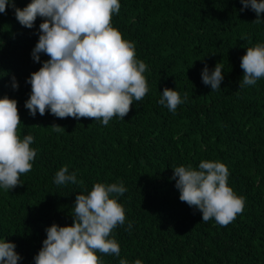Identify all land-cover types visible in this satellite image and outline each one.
Returning <instances> with one entry per match:
<instances>
[{"label":"trees","instance_id":"1","mask_svg":"<svg viewBox=\"0 0 264 264\" xmlns=\"http://www.w3.org/2000/svg\"><path fill=\"white\" fill-rule=\"evenodd\" d=\"M14 3L23 9L31 0ZM119 3L111 24L146 64L148 92L133 99L124 120L114 116L107 126L92 118H57L49 110L29 114L26 81L49 59L31 56L42 19L29 29L11 5L0 13V98L17 101V134L21 140L31 135L37 153L31 171L20 175L22 186L0 187V241L16 245L18 264H35L45 229L73 223L77 194H88L96 183L123 182L127 191L110 195L125 210L124 224L110 236L120 255L97 253L103 264H264V77L239 88L241 58L248 47L264 44V22H254L250 7L241 11L240 0ZM217 63L224 79L212 91L201 73ZM165 87L184 100L174 113L159 103ZM54 124L65 131H54ZM201 161L225 164L228 186L245 198L243 212L226 226L214 218L203 222L199 210L180 201L171 179L174 168L199 170ZM64 166L76 173V184L54 183Z\"/></svg>","mask_w":264,"mask_h":264},{"label":"clouds","instance_id":"2","mask_svg":"<svg viewBox=\"0 0 264 264\" xmlns=\"http://www.w3.org/2000/svg\"><path fill=\"white\" fill-rule=\"evenodd\" d=\"M240 2L241 11L250 7L256 13L255 23L264 22L260 19L264 0ZM6 5L15 9L16 19L26 28H33L37 17L42 19L31 56L34 62H40L42 53L49 59L26 81L31 93L25 108L32 117L37 112L43 116L49 110L57 118H92L107 126L114 116L124 120L133 99L140 101L147 94L143 75L146 64L136 59L134 42L123 39L111 24L113 14L119 13V0H31L23 9L16 8L14 0H0V13L6 11ZM240 67L241 89L264 77V44L248 47ZM201 77L212 91L220 89L224 79L222 65L217 63L211 71L205 65ZM12 88L18 89L14 76ZM183 102L177 91L167 87L159 100L173 113ZM20 123L17 101L6 95L0 98V187L6 190L23 185L20 175L31 171L37 154L30 148L34 141L31 135L23 140L18 136ZM51 127L56 132L65 131L59 125ZM228 176L225 164L201 161L199 170L191 166L174 168L171 179L176 182L180 201L199 210L203 222L214 218L226 226L243 212L245 205V198L228 186ZM54 183L76 184V173H69L67 166L61 167ZM126 191L123 182L96 183L88 194H77L73 223H53L45 229L46 239L34 257L35 264H103L97 253L119 256L120 246L110 236L117 225L124 224L125 210L110 195L122 196ZM128 227H132L131 223ZM15 248L6 239L0 241V264H18L22 257ZM119 264L128 261L120 259ZM134 264L143 261L137 259Z\"/></svg>","mask_w":264,"mask_h":264}]
</instances>
